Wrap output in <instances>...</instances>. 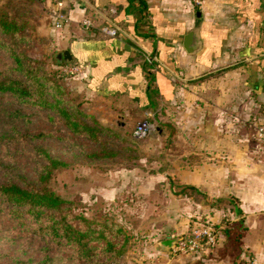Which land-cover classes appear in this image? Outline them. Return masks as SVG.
Wrapping results in <instances>:
<instances>
[{
  "label": "crops",
  "instance_id": "obj_1",
  "mask_svg": "<svg viewBox=\"0 0 264 264\" xmlns=\"http://www.w3.org/2000/svg\"><path fill=\"white\" fill-rule=\"evenodd\" d=\"M60 1L68 21L61 30L51 24V39L80 65L71 95L125 132L150 113L166 126L156 130L161 158L142 154L138 165L94 171L83 200L132 199L136 213L153 209L160 218L184 201L192 217L215 220L227 210L230 223H241L240 247L221 231L205 247L213 255L196 252L197 264H264V136L256 133L264 124V0H46L49 14ZM84 17L94 22L90 29L81 26ZM109 26L120 28L116 37L107 35ZM195 27L199 41L188 53L183 37ZM173 184L204 195L176 194ZM140 206L146 211L137 212ZM165 229H147V255Z\"/></svg>",
  "mask_w": 264,
  "mask_h": 264
},
{
  "label": "trees",
  "instance_id": "obj_2",
  "mask_svg": "<svg viewBox=\"0 0 264 264\" xmlns=\"http://www.w3.org/2000/svg\"><path fill=\"white\" fill-rule=\"evenodd\" d=\"M140 2L143 4V0ZM48 10L46 0H0V112L13 121L27 118L23 105L44 112L53 126L66 127L95 143L93 151L86 153L90 161L104 162L108 169L122 160L127 165H138L141 154L133 146L131 134L121 125L99 119L97 112L88 110L82 100L70 96L61 81L73 73L56 72L55 77L45 68L44 60L31 58L22 48V43L34 35H38V41L52 36L38 29V16L47 15L52 24ZM14 103L17 105L4 108ZM13 121L7 129L0 128V220L9 218L14 241L37 237L44 245L38 258L18 256L12 264H125L134 233L108 214L89 218L75 212L74 201L58 194L51 184L53 173L68 167L69 162L43 147L31 146L29 151L26 146L33 139L50 136L67 140L69 135L45 129L32 133ZM155 122L165 130L158 116ZM169 127L174 128L172 124ZM18 154H29L37 162L35 181L20 171ZM172 188L176 194L204 195L186 184H173ZM241 228L239 221L222 228L234 247H240ZM236 263L247 264L242 259Z\"/></svg>",
  "mask_w": 264,
  "mask_h": 264
},
{
  "label": "rangeland",
  "instance_id": "obj_3",
  "mask_svg": "<svg viewBox=\"0 0 264 264\" xmlns=\"http://www.w3.org/2000/svg\"><path fill=\"white\" fill-rule=\"evenodd\" d=\"M38 22V29H45V33L47 35H51V25L48 21L47 15L43 17L38 16ZM37 36L38 35H34V37L30 38V40L28 39L23 42L22 48L31 58L44 60L45 68L55 77H57V74H55L56 72L69 74L62 70L63 65L59 66L56 64L55 52H57V50L54 48L51 36L47 40L40 37L39 41ZM72 76L65 77L61 81L67 85L68 90L71 87ZM71 93L70 96H72L75 100L82 98L81 94L78 92L74 91L72 95ZM14 105L17 104L14 103L7 105L4 108L7 109L9 106ZM22 107L24 109V115H26L27 118H20L14 121L10 117H7L1 110L0 128L7 129L8 124L13 121V124L15 123L21 128L29 129L32 133H37L41 131V129H45L69 135L67 140H59L50 136L41 139H33L30 141V144H26V146L29 148V151L31 150V146L43 147L47 149L49 153L56 156V158L69 162L68 167L53 173L51 177V184L56 189L58 194L74 201L76 204V207L74 208L75 212H82V214L89 218H99L104 214H108V216H111L116 222L122 224L127 230L134 233V237L132 238L133 244L129 247L126 253L125 264H197L196 252L200 253L201 248L191 251L181 249L179 247V244H181L183 239L186 240L190 237L193 224L196 225L201 221L209 222L217 229L219 234V232L222 231V228L229 225L232 221L227 210L215 220L210 219L206 214H200L199 216L192 217L187 211L188 205L186 201H184V208L182 210H174L173 212L167 210V215H163L162 218L157 215L152 216L153 209H147L145 216L139 215L136 213V210L133 209L134 203L137 202L134 201V203H131L133 202L132 199L121 198L119 200L108 201L101 198H91L84 201L80 193L87 188L89 189L92 185L89 176H91L94 171L102 173L108 170V168H105L106 164H104V162L95 163L86 157V153L92 152L96 147L95 143L88 139H82L81 137L74 135L72 131L66 127L53 126L46 120V113L44 112L32 110L28 106L24 105ZM142 120H144V116L138 118L136 122ZM133 129L134 127L132 126L131 130H126V133L131 134L134 139L133 146L137 148L141 155H144H142L144 157V161L150 162L161 158V154L157 150L158 144L160 143L157 131H152L143 139H136L132 134ZM16 156L20 171L25 174L29 180L35 181L37 177L35 171L37 162L29 154H18ZM121 163L125 162L122 160L117 166H120ZM127 203H131V205L126 207ZM163 203L170 206L175 203V201H164ZM215 203L218 204L219 202ZM221 204L223 203L221 202ZM130 207L132 209H130ZM139 210L146 211V209L144 210V207L142 206H140V208L137 207V212ZM173 223H177L178 226L175 228L177 231L172 229V227H169V224ZM158 226L160 229H168V231L165 229L167 231L165 232L166 234H159V238L161 237V240L178 237L179 241L174 244L169 251H163L159 245V238L157 237V240L155 239L151 242H156L153 248L155 253L147 255V253H145V251H147L145 247L150 244V234L147 229ZM14 236L15 233L11 228L9 218H2L0 220V264H12L13 259L18 256L22 258L31 256L38 258V256L42 254V247L44 243L40 242L41 240L37 237H33L32 239L24 237V239L19 238L14 241ZM211 245H214V243L203 246L204 250H208L206 251L207 253H202L203 255L208 257L213 255L209 251L210 249H205V247H210ZM220 252L221 251H218V254ZM202 257L204 256H201L200 258Z\"/></svg>",
  "mask_w": 264,
  "mask_h": 264
},
{
  "label": "built area",
  "instance_id": "obj_4",
  "mask_svg": "<svg viewBox=\"0 0 264 264\" xmlns=\"http://www.w3.org/2000/svg\"><path fill=\"white\" fill-rule=\"evenodd\" d=\"M189 1H191L193 5L195 4L197 6L203 3V0ZM58 6V10H52V12L50 13L52 27L55 28V30L63 29L68 21V16L62 11L63 2H58ZM80 22L81 26L86 29H90L94 25L91 17H84L80 20ZM105 30L107 35L112 37H116L120 32V28L118 26H109ZM147 60L148 62H152L153 57L151 55H148ZM62 70L66 73H76L80 70V65L77 63H65ZM151 115L152 113L148 114V116L145 117L144 120L139 121L136 124V127L133 130V134L136 139H143L152 131L157 130L158 124H156L155 120L151 118ZM256 133L260 138L264 136V124L258 125ZM217 236L218 231L211 223L201 221L196 225L193 224L190 237L186 240L183 239L181 241V244H179V247L181 249L194 251L199 248H203V246L206 244H212L216 242Z\"/></svg>",
  "mask_w": 264,
  "mask_h": 264
},
{
  "label": "water",
  "instance_id": "obj_5",
  "mask_svg": "<svg viewBox=\"0 0 264 264\" xmlns=\"http://www.w3.org/2000/svg\"><path fill=\"white\" fill-rule=\"evenodd\" d=\"M199 41V36H198V27H195L191 29L184 37H183V45L185 47V50L189 53L193 52L195 49L196 44ZM72 54L70 50L66 49L65 51H57L55 52V59H56V64L61 65L62 63L65 62H70L72 61ZM159 129L160 127L157 126ZM179 241L178 237L174 238H169V239H164L160 241V247L163 251H169L174 244H176Z\"/></svg>",
  "mask_w": 264,
  "mask_h": 264
}]
</instances>
